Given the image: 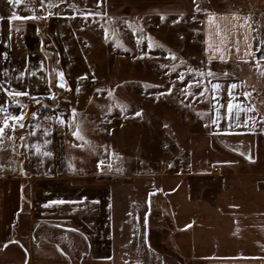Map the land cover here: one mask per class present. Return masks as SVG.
<instances>
[{
  "label": "crops",
  "instance_id": "0c3cea01",
  "mask_svg": "<svg viewBox=\"0 0 264 264\" xmlns=\"http://www.w3.org/2000/svg\"><path fill=\"white\" fill-rule=\"evenodd\" d=\"M203 25L210 64L254 58L246 14L209 13ZM48 66L41 49L2 47L0 88L29 96L14 100L0 90V104L20 114L27 113L25 102L53 97ZM232 85L215 89L221 93L211 98L210 129L189 137L183 158L131 166L133 173H124L115 142L107 151L95 134L73 135L80 122L101 116H73L72 109L59 123L27 115L25 126L0 144V190L21 205L20 234L28 236L16 234L6 248L20 247L22 264L27 256L28 264H264V102L255 106ZM230 100L243 109L238 117L235 107L227 114ZM157 204L167 209L168 221L162 209L153 210ZM0 208L5 215L6 205ZM163 226L168 229L158 234L174 251L152 242Z\"/></svg>",
  "mask_w": 264,
  "mask_h": 264
},
{
  "label": "rangeland",
  "instance_id": "374dc122",
  "mask_svg": "<svg viewBox=\"0 0 264 264\" xmlns=\"http://www.w3.org/2000/svg\"><path fill=\"white\" fill-rule=\"evenodd\" d=\"M259 2L20 0L13 5L0 0V50L4 46L22 49L26 44L28 49H41L49 62L55 99L40 97L28 103L53 104L66 116L72 109L77 115L101 116L97 122H80V130L103 139L101 145L107 151L115 142L123 156L124 173H133L131 166H166L169 159L183 158L189 137L209 131L211 98L221 93L213 84H236L255 106L264 102V0ZM215 12L248 16L256 44L251 61H207L203 22L205 15ZM13 13L37 18L10 20ZM88 13L95 15L85 19ZM52 50L58 52L68 85L64 91L55 88ZM209 71L214 75L209 76ZM4 193L0 190V205H6L5 215L0 211V264H22V249L18 253L20 247L6 248L5 242L13 241L16 234L28 237L20 234L22 216L16 211L21 205L15 203L14 194ZM157 206L153 210L162 209L167 220V209ZM164 228L168 229L163 226L152 232V242L164 251H174L158 234Z\"/></svg>",
  "mask_w": 264,
  "mask_h": 264
},
{
  "label": "snow or ice",
  "instance_id": "6c2138e0",
  "mask_svg": "<svg viewBox=\"0 0 264 264\" xmlns=\"http://www.w3.org/2000/svg\"><path fill=\"white\" fill-rule=\"evenodd\" d=\"M100 2V0H98V3ZM10 4L13 5H17L20 3V0H9ZM199 11V9H197ZM51 15V13H50ZM88 15H95V13H88L87 15H85V19H87ZM37 17H19L17 16L15 13H13L11 15V17H9L10 20H16V19H35ZM151 46V45H150ZM173 59H175V57H172ZM258 66V65H257ZM189 71H194L193 69H189ZM198 71V70H196ZM209 76L214 75V73H212L211 71H209L207 73ZM201 75H203V73H201ZM61 80L63 79V73L60 74ZM181 80H183V76L179 77ZM197 87H200L199 82H195ZM60 87H65V85L63 83L60 84ZM232 89L236 88V85L233 84ZM213 89H219L220 85L219 84H213L212 85ZM0 90H3L8 96L12 97L14 100L16 97H21V96H29V93L26 91H9L8 89H2L0 88ZM206 90V89H205ZM231 91L229 92V95H231ZM200 95H203V92L200 93ZM247 95V94H246ZM53 99H55V95L53 94ZM37 103H39V101H37ZM236 109V116L238 117L240 114V111H243V109L240 107L239 104L233 105L232 101L230 100L227 103V114L229 115V117H231L232 113H233V109ZM73 116H75V112L76 110L73 109ZM0 113H3V118L2 120H0V144H3L4 142V138L5 136H7L8 139H12V136L9 135L10 132L14 133L16 131V129L19 128H23L24 125V120L26 118L27 115H29L28 113H23L21 112L20 114H13L11 112H9L8 108L3 105L0 104ZM31 116L35 117L37 114L36 112H32L30 113ZM137 115H140V113H137ZM11 121V123H10ZM57 122L59 123H65V120L63 118H57ZM47 131L45 130V135H47ZM31 135H35V133H31ZM74 136H77L80 139H83V136L80 134V128L79 125H77L76 127V131L73 132ZM21 140L24 139V137H20ZM49 141H45V143H48ZM27 147V145H25ZM36 151L39 152L40 148L39 146L36 147ZM46 155H50V153H45ZM100 165H103L104 161H100L99 162ZM110 167V165H109ZM59 203H63V201H58ZM51 203H57V202H51ZM47 206V205H46Z\"/></svg>",
  "mask_w": 264,
  "mask_h": 264
},
{
  "label": "built area",
  "instance_id": "2783aa9c",
  "mask_svg": "<svg viewBox=\"0 0 264 264\" xmlns=\"http://www.w3.org/2000/svg\"><path fill=\"white\" fill-rule=\"evenodd\" d=\"M26 106V112L29 114L28 116H31L30 113L36 112L37 115L35 117L43 115L47 119L55 121L58 117L62 118L65 115L62 110H60L57 106L53 104L40 103L36 105H31L26 102ZM215 171L217 172L218 169L215 168Z\"/></svg>",
  "mask_w": 264,
  "mask_h": 264
},
{
  "label": "water",
  "instance_id": "95a60500",
  "mask_svg": "<svg viewBox=\"0 0 264 264\" xmlns=\"http://www.w3.org/2000/svg\"><path fill=\"white\" fill-rule=\"evenodd\" d=\"M52 53L54 54V61H53L52 68H53V72H54L55 77H56L55 88L59 91H64L67 89L68 85H67L66 81L64 80V76H63L62 80L60 77V74L63 72L59 67V55H58V52L55 50H52ZM261 59H264V53L262 54ZM61 83H63L65 85V87H60ZM61 229H65V228H61Z\"/></svg>",
  "mask_w": 264,
  "mask_h": 264
}]
</instances>
